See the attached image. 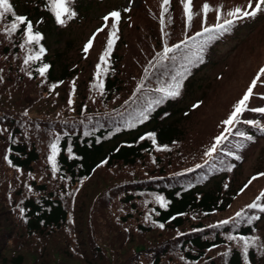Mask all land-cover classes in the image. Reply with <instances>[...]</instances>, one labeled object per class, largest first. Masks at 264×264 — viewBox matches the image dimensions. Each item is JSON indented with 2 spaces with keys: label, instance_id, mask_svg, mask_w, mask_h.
I'll use <instances>...</instances> for the list:
<instances>
[{
  "label": "trees",
  "instance_id": "1",
  "mask_svg": "<svg viewBox=\"0 0 264 264\" xmlns=\"http://www.w3.org/2000/svg\"><path fill=\"white\" fill-rule=\"evenodd\" d=\"M46 1L9 0L14 14L50 38L43 53L36 41L28 43L43 55L39 63L23 60L25 26L9 31L13 13L0 17V264H264L256 255L264 254L263 219L247 225L240 237L225 238L221 232L227 229L212 225L228 211L229 199L219 203L220 181L214 189L174 183L187 179L207 138L217 141L218 122L233 93L212 94L224 86L230 66L224 63L227 69L211 79H193L187 101L204 95L210 102L189 110L187 101L171 102L137 127L83 135L84 123L112 116L128 103L121 91L144 60L130 57L131 66L117 69L99 93L91 82L92 59L69 54L73 41L67 39L58 59L60 51L49 47L60 48L63 34ZM230 1L242 5L245 0ZM93 2L72 0L80 15ZM263 20L260 11L233 22L232 37L249 25V34L256 36ZM123 45L122 39L116 50ZM150 50L148 45L138 51L144 58ZM248 50L261 63L264 37L262 45ZM45 64L49 68L42 76L38 69ZM263 89L255 87L241 117L264 121V115L250 113L264 105ZM250 129L241 125V137ZM241 237L249 242L247 250ZM259 242L262 251H256Z\"/></svg>",
  "mask_w": 264,
  "mask_h": 264
},
{
  "label": "snow or ice",
  "instance_id": "2",
  "mask_svg": "<svg viewBox=\"0 0 264 264\" xmlns=\"http://www.w3.org/2000/svg\"><path fill=\"white\" fill-rule=\"evenodd\" d=\"M165 4L168 3V0H164ZM71 3V0H51V6L55 9V17L56 20L58 21V23L63 24L65 23L64 19H62V17L66 14L68 16V18H72L73 16H75V12L70 10L69 4ZM190 5H191V0H186L185 2V11L186 12H190ZM248 9H251L250 11L248 10H242L241 8L237 7L235 8L234 11H231L228 13L229 16L235 17L237 19L242 18V17H247V16H255L258 12L260 11H264V0H255V2L253 3V0H249V3L247 5ZM0 17H3L5 14L8 13H13V8L9 3V0H0ZM210 10V6L205 3L203 5V11L205 13H207ZM112 18H114L117 22L119 21L120 18V13L119 12H112L109 14ZM14 19L13 22L11 23L10 29L9 31H16L18 29V27L20 25H24V33L26 34V43H32L33 41H39L42 37L40 36L39 33H33V25L31 23V21L27 20V17L22 16V15H16L13 13ZM105 21H107L109 19V17H104ZM191 19V15H189V20ZM217 19H219V16L217 17ZM233 23V20H225L223 24L221 23H217L215 25L214 28H204L202 32H198L196 35L197 36H203L205 33H208L209 36L207 37V39H214L215 35L220 32V31H228L229 29L225 27V25H231ZM113 28L116 27L115 24L112 25ZM103 29H100L98 31H102ZM112 36H115V32L112 33ZM194 39V38H193ZM114 41L113 40H109L108 45H107V50L104 53V55L101 56V61L102 62H106L105 57L110 55V50L113 46ZM92 46V40H89L88 44L85 46V52L88 51V49ZM21 47H23V45H21ZM176 47H179V45H177ZM173 49L171 48H165L164 53L165 55L172 51ZM44 49L41 48L40 49V53H43ZM40 55L37 54L35 56H29L26 60H25V64H27L29 62V60H34V59H39ZM49 66L47 64H45L43 67L39 68L38 71L40 73V75H44L47 71H48ZM97 77H99L100 75V65H97ZM261 75H264V69H261V73L257 75V77L252 81V84L249 86V88L247 89L246 93L244 94V96L238 101V103L234 106V111L230 114L229 118L225 121H223L224 124L226 125H231L234 121H236L237 117L246 109V105L248 100L250 99V97L253 95V88L256 87L257 81H259L261 79ZM100 88L103 87V84L101 83L100 85H98ZM55 87V85L53 86ZM179 87V85H177V88ZM163 91V90H161ZM169 96H177L179 95V92L176 90L170 91L167 93ZM259 111H264V109H259ZM251 123V122H250ZM223 139V137H217V143L220 142V140ZM153 142H155L154 138H153ZM52 149H53V155L52 157H50V159L52 160L53 163V169L55 170V154H56V145L53 144L52 145ZM212 151H215V146H213ZM209 155H211V152L208 153ZM261 175H264V173H262ZM253 179H256V177H253ZM251 181H249L250 183ZM262 195H264V193H262ZM161 200V203H163L162 198H158ZM259 199V197L257 198ZM248 207L250 208H256V207H260L259 205L253 203L251 205H249ZM264 210V209H262ZM241 215V213H237V216ZM222 223L227 224L228 221H223ZM161 228H163V224L159 225ZM229 239H235V237H229ZM241 239L244 241V248L245 250H247L248 247V240L241 237Z\"/></svg>",
  "mask_w": 264,
  "mask_h": 264
},
{
  "label": "rangeland",
  "instance_id": "3",
  "mask_svg": "<svg viewBox=\"0 0 264 264\" xmlns=\"http://www.w3.org/2000/svg\"><path fill=\"white\" fill-rule=\"evenodd\" d=\"M145 2L151 4L152 0H123L124 5H126L127 7H130V8H135V9H137L138 6L142 9L141 6ZM111 8H112L111 6L101 5L100 7H98V9L97 8L95 9V11L93 12V15L94 14H98V15L102 14ZM93 25L94 24L83 25V27L81 29H78L77 27H70L64 33V37L65 38H76L75 35L81 34V33H79L80 31H82L83 29H85V30L88 29L86 31V32H88L93 27ZM86 32L81 34L80 38H83L85 36ZM246 37H248L249 40H247ZM263 37H264V20L260 23L259 30H258V33L256 36L254 35V33L249 34V32H245V33H242L239 36L233 38L232 40L227 42L224 46H221L219 49V52H217V55H216L217 61H215V65L208 68L204 72L205 75L209 79H211V77L216 72L221 71L223 69L224 63H227L230 66V68L225 73L223 80H222V84L224 83V84H227V86H228V85H232L235 83H240L241 69H245V70L248 69V67L251 66V64L253 62V59H254L253 57H255L254 53L251 54V56H250L248 47H252L253 44H257L259 46L262 45ZM250 61H251V63H250ZM242 73H243V71H242ZM249 73H250V70H249L247 76L249 75ZM234 96H235V93L233 95L229 96V98H232ZM262 145H264V141L261 142L256 147L259 155H260V153H259L260 148ZM256 155H254V156H256ZM249 169H250V166L247 165L245 167V172L243 173V175L248 174L250 172Z\"/></svg>",
  "mask_w": 264,
  "mask_h": 264
}]
</instances>
